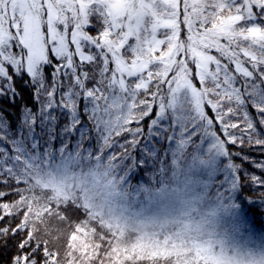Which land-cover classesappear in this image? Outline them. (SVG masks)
I'll return each instance as SVG.
<instances>
[{
  "label": "snow or ice",
  "instance_id": "1",
  "mask_svg": "<svg viewBox=\"0 0 264 264\" xmlns=\"http://www.w3.org/2000/svg\"><path fill=\"white\" fill-rule=\"evenodd\" d=\"M25 75L35 111L24 105L18 136H0V185L11 189L0 191V221L22 211L15 146L30 140L35 150L43 137L107 142L110 104L134 117L118 134L126 139L111 145L121 149L117 160L131 163L130 175L159 154L157 144L199 141L224 162L213 178L218 192L240 202L233 207L241 219L254 205L243 204L240 189L264 188V160L242 154L260 148L264 155L257 130L264 128V0H131L125 8L111 0H0V97L15 105V79ZM11 195L20 199L5 202ZM21 232L10 264H55L27 213L0 228V238Z\"/></svg>",
  "mask_w": 264,
  "mask_h": 264
},
{
  "label": "trees",
  "instance_id": "2",
  "mask_svg": "<svg viewBox=\"0 0 264 264\" xmlns=\"http://www.w3.org/2000/svg\"><path fill=\"white\" fill-rule=\"evenodd\" d=\"M91 34L95 35L94 32ZM49 71L50 69H46V73ZM28 80L26 75L22 79H15L18 92L15 105L7 97H0V114L5 118L3 125H0V136H18L17 127L24 105L35 111V104L30 97L32 88L24 87ZM109 106L113 108L114 115L109 122L107 142L78 144L74 139H65L61 143H51L47 137H43L40 147L35 150L30 140L15 146L18 149L17 158L21 162L17 165L19 178L25 181L19 185L23 200L18 207L22 211L19 215L6 216L0 221V228L15 227L27 213L29 226L36 239L46 241L49 250L55 253V264H264V253L260 255L264 252V240L255 243L251 248V255L244 253L237 261L233 258L236 254L234 235L244 226L245 234L252 231L254 235L264 234V188L249 184L240 189L238 195L243 204L250 207L254 205L251 212L245 210L241 214V219L233 207L234 203L240 202L235 200L234 194L218 192V181L213 178L214 172L224 162L216 157L215 151L207 150V144L203 146V151L197 148L199 141L193 142L191 146L186 140L178 141L180 146L174 145L171 149H167L165 144H157L159 154L148 161L142 173L137 169L130 175L131 163L126 164L123 159L117 160L116 157L122 155L121 149L112 148L111 145L118 139H126L118 134L123 131L127 121L134 117L129 112L121 113L119 106ZM256 106H261L259 97ZM248 111L254 120L260 119L252 109ZM63 122L62 117L61 123ZM132 126L135 127L134 124ZM257 130L264 133V128L258 123ZM166 149L167 157L164 156ZM229 150L240 152L239 148L230 147ZM249 152L252 159L264 160L260 148H245L242 154L247 155ZM67 157L71 158L75 166L79 163L88 171L105 173L104 181L113 180L120 190L125 188L128 191L131 188L133 190L135 185L140 186L138 199L130 200V195L128 198V203L135 212L143 209H134V204L142 205L145 199L144 204L148 203L149 198L145 196L154 193L152 191L160 189L162 185L169 190L177 180L190 174L192 167L201 170L204 168L197 182H193L194 185L201 186L199 202L195 201L189 211L176 210L179 215L176 221L171 217L159 226L139 227L131 221L125 225L117 224L111 213H108L109 208L101 210L103 207L99 197L87 196L74 185L62 183L55 187L46 183L45 161ZM234 162L242 164L247 172L261 175L258 169L254 170L248 163L238 159ZM75 166L72 169L76 170ZM0 191L11 189L0 185ZM19 199L20 197L11 195L5 198V202ZM25 235L26 233L21 232L15 237H9L6 243L0 238V264H10L12 256L17 253L16 245ZM145 235L149 239L157 238V246L152 241L150 243V240L146 244L139 243ZM165 237L169 239L162 243ZM179 240L183 241V251L177 253V244L172 243Z\"/></svg>",
  "mask_w": 264,
  "mask_h": 264
},
{
  "label": "rangeland",
  "instance_id": "3",
  "mask_svg": "<svg viewBox=\"0 0 264 264\" xmlns=\"http://www.w3.org/2000/svg\"><path fill=\"white\" fill-rule=\"evenodd\" d=\"M111 3L117 8H125L130 6L131 0H111ZM141 3H143V0H141ZM207 146L208 148L210 147V145ZM45 162L47 171L46 183L55 187L60 186L58 184L62 183L70 186L74 185L80 188L81 192H85L87 196L99 197L101 206L103 207L101 210L105 211L104 207L109 208L108 213H111L114 222L117 224L125 225L131 221L139 227H145L147 225L159 226L171 217L176 221L179 218L177 211H181L182 209L189 211L194 206L195 201L199 202V188L201 186H196L193 182H197L199 175L204 170V168L201 170L192 167L190 174L186 175L182 180H177L169 190L165 189L164 185H162L160 189L152 191L154 193H149L145 196V198H149L148 203L144 204L145 199L142 205L134 204V209L141 207L143 209L142 211L135 212L131 208L132 205L128 203V198L130 195L132 197L130 200L138 199L137 192L140 186L135 185L136 187L133 190L132 188L128 191L125 188L120 190L116 184L114 185L113 180L104 181L106 177L105 173L88 171L83 164L79 165V163L75 166L70 157L57 161L47 159ZM73 166L76 167V170L72 169ZM214 213L216 212L214 211ZM245 229L244 226L241 231L234 235V239L236 240L234 244L236 254L233 258L236 261L242 258V254L244 253L251 255V248L255 246V243L264 240V234L254 235L253 231L245 234ZM148 237V235H145L144 239L141 238L139 240V243L144 242L143 244H146L150 240V243L152 241V244L157 246V238L149 239ZM168 239V237H165L162 243H165ZM175 243L177 244L175 245L176 252H182L183 241H173L172 245ZM188 245H191V243H188ZM192 245H194L193 242ZM263 253L261 252L260 255ZM257 255L259 256V254Z\"/></svg>",
  "mask_w": 264,
  "mask_h": 264
}]
</instances>
